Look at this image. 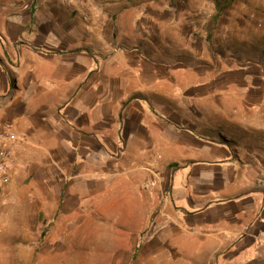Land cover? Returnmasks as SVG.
I'll return each mask as SVG.
<instances>
[{"label":"crops","instance_id":"1","mask_svg":"<svg viewBox=\"0 0 264 264\" xmlns=\"http://www.w3.org/2000/svg\"><path fill=\"white\" fill-rule=\"evenodd\" d=\"M119 5L0 0V136L38 153L52 142L54 183L124 218L150 263L166 249L184 264H264V135L246 137L243 160L227 128L189 113L197 99L140 82L137 45L113 38Z\"/></svg>","mask_w":264,"mask_h":264},{"label":"rangeland","instance_id":"2","mask_svg":"<svg viewBox=\"0 0 264 264\" xmlns=\"http://www.w3.org/2000/svg\"><path fill=\"white\" fill-rule=\"evenodd\" d=\"M106 1L127 24L114 40L137 45L138 80L197 99L189 113L227 128L221 141L244 160L246 137L264 135V0ZM21 142L0 136V264H184L166 249L150 263L153 250L119 231L124 218L97 216L54 183L52 142L41 153Z\"/></svg>","mask_w":264,"mask_h":264},{"label":"built area","instance_id":"3","mask_svg":"<svg viewBox=\"0 0 264 264\" xmlns=\"http://www.w3.org/2000/svg\"><path fill=\"white\" fill-rule=\"evenodd\" d=\"M67 1H69V2H71V1H81V0H67ZM14 139V137L13 136H10L9 137V140H13ZM6 152H4V151H0V170H3V168H4V163H3V161H4V154H5Z\"/></svg>","mask_w":264,"mask_h":264}]
</instances>
